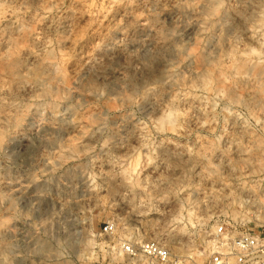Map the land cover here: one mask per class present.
<instances>
[{
  "label": "rangeland",
  "instance_id": "obj_1",
  "mask_svg": "<svg viewBox=\"0 0 264 264\" xmlns=\"http://www.w3.org/2000/svg\"><path fill=\"white\" fill-rule=\"evenodd\" d=\"M263 203L264 0H0V264H204Z\"/></svg>",
  "mask_w": 264,
  "mask_h": 264
},
{
  "label": "built area",
  "instance_id": "obj_2",
  "mask_svg": "<svg viewBox=\"0 0 264 264\" xmlns=\"http://www.w3.org/2000/svg\"><path fill=\"white\" fill-rule=\"evenodd\" d=\"M104 232L115 233V225L107 223ZM117 250L129 264H197L186 255L173 252L160 238L146 240L122 236L117 241ZM204 264H264V230L237 229L234 224L219 223Z\"/></svg>",
  "mask_w": 264,
  "mask_h": 264
},
{
  "label": "bare ground",
  "instance_id": "obj_3",
  "mask_svg": "<svg viewBox=\"0 0 264 264\" xmlns=\"http://www.w3.org/2000/svg\"><path fill=\"white\" fill-rule=\"evenodd\" d=\"M216 8V7H215ZM228 16V15H227Z\"/></svg>",
  "mask_w": 264,
  "mask_h": 264
}]
</instances>
